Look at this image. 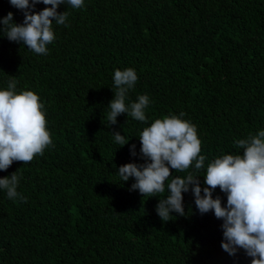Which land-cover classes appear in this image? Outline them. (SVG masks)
<instances>
[{"label":"trees","instance_id":"trees-1","mask_svg":"<svg viewBox=\"0 0 264 264\" xmlns=\"http://www.w3.org/2000/svg\"><path fill=\"white\" fill-rule=\"evenodd\" d=\"M65 10L47 54L0 32V90L14 78L17 92H35L52 139L30 163L0 171H17L20 194L0 189V264H251L243 249L221 248L223 221L198 211L191 185L185 215L164 222L156 205L170 181L143 197L118 168L150 162L140 152L143 128L183 112L206 160L200 170L170 171L200 175L203 189L210 162L242 154L235 142L264 130V0H84L57 8ZM8 12L22 24L23 12L0 0V19ZM129 67L138 80L125 103L147 94L146 122L120 114L110 125L114 71ZM115 132L128 142L119 146ZM217 196L226 205L218 187Z\"/></svg>","mask_w":264,"mask_h":264},{"label":"clouds","instance_id":"clouds-1","mask_svg":"<svg viewBox=\"0 0 264 264\" xmlns=\"http://www.w3.org/2000/svg\"><path fill=\"white\" fill-rule=\"evenodd\" d=\"M9 3L24 14L22 24L13 22V13L8 12L0 19V32L9 41L26 45L36 54H47V45L55 39L53 21L65 25L68 12H57L61 4L82 8L84 0H9ZM45 6L39 12L33 11L35 5ZM138 80L133 68L114 71L113 81L116 91L107 108H110V125L117 123L120 114H127L140 122H146L145 109L150 103L147 94L137 97L135 102L126 105L130 89ZM186 114H169L155 119L144 127L139 135L140 152L147 161L143 165L127 163L118 168L122 181L135 179L131 190H138L144 196H154L165 192L156 212L161 221L170 220L171 213L184 216L183 195L189 191L194 196L196 208L201 214L209 211L223 221V240L221 248L230 256L243 249L251 257V264H264V130L246 139L237 140L236 146L242 154H225L210 162L203 175L204 184L200 186L198 177L188 172L185 177H172L170 170L183 172L194 165L195 170L204 168L206 157L201 155V140L197 128ZM115 142L123 146L128 142L119 132L112 134ZM52 145L51 133L47 128L44 105L40 97L31 90L16 91V81L11 79L6 89L0 90V171H6L14 161L30 163L37 155ZM135 145L131 154L135 155ZM17 171L0 178V189L6 190L7 197L15 200L20 194ZM219 188L226 193V205L221 198H213V191ZM203 192V195L201 194ZM26 201V198L20 197Z\"/></svg>","mask_w":264,"mask_h":264}]
</instances>
